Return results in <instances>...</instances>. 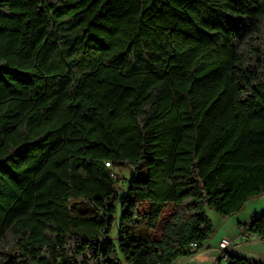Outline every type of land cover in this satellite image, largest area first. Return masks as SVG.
<instances>
[{
    "label": "trees",
    "instance_id": "16d2710c",
    "mask_svg": "<svg viewBox=\"0 0 264 264\" xmlns=\"http://www.w3.org/2000/svg\"><path fill=\"white\" fill-rule=\"evenodd\" d=\"M262 192L264 0H0V264H174Z\"/></svg>",
    "mask_w": 264,
    "mask_h": 264
},
{
    "label": "rangeland",
    "instance_id": "374dc122",
    "mask_svg": "<svg viewBox=\"0 0 264 264\" xmlns=\"http://www.w3.org/2000/svg\"><path fill=\"white\" fill-rule=\"evenodd\" d=\"M115 169L117 170V175L120 177V182L116 189L118 195L121 197L127 193L129 180L133 172L130 168L125 166H117ZM139 175L145 176V170L142 169ZM89 206L90 204L87 202L77 203L74 205L73 209L75 213H78L79 209L88 208ZM116 208L117 211L114 215L115 223L112 234L116 244H118L115 235L120 226L122 214V207L119 199L116 201ZM263 209L264 192L252 197L241 210L229 215L219 213L207 207L206 213L213 226V233L208 243L209 246L202 248L193 255L178 257L174 264H214L221 256L219 242L222 238H228L232 241V255L257 264H264V238L258 237L255 234L246 235L242 229L246 228L252 219L260 215ZM144 229L145 226L143 224H139L134 228L137 232H142ZM223 264H226V262L223 261Z\"/></svg>",
    "mask_w": 264,
    "mask_h": 264
},
{
    "label": "built area",
    "instance_id": "2783aa9c",
    "mask_svg": "<svg viewBox=\"0 0 264 264\" xmlns=\"http://www.w3.org/2000/svg\"><path fill=\"white\" fill-rule=\"evenodd\" d=\"M106 165L108 167H112L111 162H106ZM115 175V174H113ZM244 230V228H242ZM192 246L196 247L197 244L193 243ZM219 249L221 250V256L220 258L214 262V264H223V261L226 262V264H229L232 259H231V253L233 251V244L232 241L228 238H222L219 242ZM104 264V263H102Z\"/></svg>",
    "mask_w": 264,
    "mask_h": 264
},
{
    "label": "crops",
    "instance_id": "0c3cea01",
    "mask_svg": "<svg viewBox=\"0 0 264 264\" xmlns=\"http://www.w3.org/2000/svg\"><path fill=\"white\" fill-rule=\"evenodd\" d=\"M209 246V244L207 245V247Z\"/></svg>",
    "mask_w": 264,
    "mask_h": 264
}]
</instances>
